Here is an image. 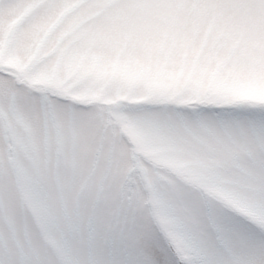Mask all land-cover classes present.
Masks as SVG:
<instances>
[{
    "label": "snow or ice",
    "instance_id": "1",
    "mask_svg": "<svg viewBox=\"0 0 264 264\" xmlns=\"http://www.w3.org/2000/svg\"><path fill=\"white\" fill-rule=\"evenodd\" d=\"M0 264H264V0H0Z\"/></svg>",
    "mask_w": 264,
    "mask_h": 264
}]
</instances>
